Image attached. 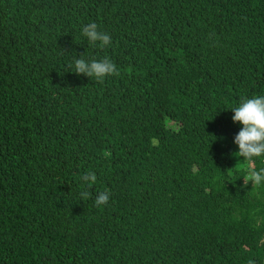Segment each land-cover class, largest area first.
I'll return each instance as SVG.
<instances>
[{"label": "trees", "instance_id": "1", "mask_svg": "<svg viewBox=\"0 0 264 264\" xmlns=\"http://www.w3.org/2000/svg\"><path fill=\"white\" fill-rule=\"evenodd\" d=\"M257 95L264 0H0V264H264L231 110Z\"/></svg>", "mask_w": 264, "mask_h": 264}, {"label": "clouds", "instance_id": "2", "mask_svg": "<svg viewBox=\"0 0 264 264\" xmlns=\"http://www.w3.org/2000/svg\"><path fill=\"white\" fill-rule=\"evenodd\" d=\"M81 33L91 44H98L100 48L109 47L113 43L112 35L101 30V26L94 21L82 25ZM74 68L75 73L95 77L98 81L120 74L117 64L107 56L91 61L83 57L77 58L74 61ZM231 110L234 112L233 121L243 125L235 136L234 143L239 149L235 155L243 157L247 162L246 175L243 176L244 184L246 186L249 181H252L255 186L264 184V167L257 169L254 159L264 157V95L242 98L239 105ZM81 180L86 188H91L97 182V173L89 170L83 174ZM80 196L83 200H88L91 192L82 190ZM111 196L112 193L109 190L99 192L95 198V205L97 207L106 205ZM248 264H255V261L249 260Z\"/></svg>", "mask_w": 264, "mask_h": 264}, {"label": "rangeland", "instance_id": "3", "mask_svg": "<svg viewBox=\"0 0 264 264\" xmlns=\"http://www.w3.org/2000/svg\"><path fill=\"white\" fill-rule=\"evenodd\" d=\"M166 124L171 128H178V123L173 120L166 119Z\"/></svg>", "mask_w": 264, "mask_h": 264}]
</instances>
